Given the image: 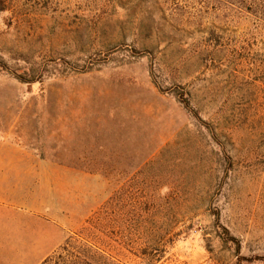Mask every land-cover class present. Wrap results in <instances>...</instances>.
I'll use <instances>...</instances> for the list:
<instances>
[{"label":"rangeland","instance_id":"1","mask_svg":"<svg viewBox=\"0 0 264 264\" xmlns=\"http://www.w3.org/2000/svg\"><path fill=\"white\" fill-rule=\"evenodd\" d=\"M0 142L72 163L34 168L68 226L50 264H81L69 238L121 264H264V18L0 0Z\"/></svg>","mask_w":264,"mask_h":264},{"label":"crops","instance_id":"2","mask_svg":"<svg viewBox=\"0 0 264 264\" xmlns=\"http://www.w3.org/2000/svg\"><path fill=\"white\" fill-rule=\"evenodd\" d=\"M47 163L59 167L72 164ZM47 163L21 156L19 146L0 142V264H41L66 238V215L56 212L45 216L40 211L45 205V187L36 184L34 168ZM38 198L42 199L41 207Z\"/></svg>","mask_w":264,"mask_h":264},{"label":"trees","instance_id":"3","mask_svg":"<svg viewBox=\"0 0 264 264\" xmlns=\"http://www.w3.org/2000/svg\"><path fill=\"white\" fill-rule=\"evenodd\" d=\"M231 6H243V9L251 14L261 16L264 18V0H219ZM73 238H69L65 245L61 247L58 253V258H62L64 254H76L81 258V264H121L120 261L115 260L114 257L107 256L106 253L87 243L81 246L74 247L72 244ZM53 258L46 260L43 264H50Z\"/></svg>","mask_w":264,"mask_h":264}]
</instances>
